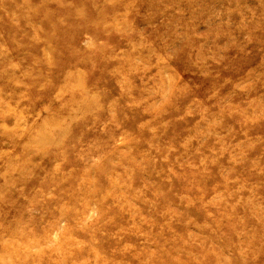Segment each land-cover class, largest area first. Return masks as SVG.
I'll use <instances>...</instances> for the list:
<instances>
[{
  "label": "rangeland",
  "instance_id": "1",
  "mask_svg": "<svg viewBox=\"0 0 264 264\" xmlns=\"http://www.w3.org/2000/svg\"><path fill=\"white\" fill-rule=\"evenodd\" d=\"M0 264H264V0H0Z\"/></svg>",
  "mask_w": 264,
  "mask_h": 264
}]
</instances>
